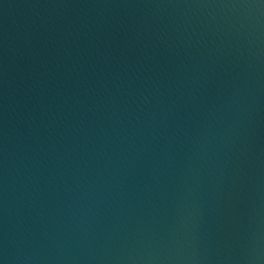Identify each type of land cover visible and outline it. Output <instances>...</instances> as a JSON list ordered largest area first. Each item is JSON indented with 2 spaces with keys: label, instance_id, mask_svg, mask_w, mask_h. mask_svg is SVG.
Wrapping results in <instances>:
<instances>
[{
  "label": "water",
  "instance_id": "water-1",
  "mask_svg": "<svg viewBox=\"0 0 264 264\" xmlns=\"http://www.w3.org/2000/svg\"><path fill=\"white\" fill-rule=\"evenodd\" d=\"M0 264H264V0H0Z\"/></svg>",
  "mask_w": 264,
  "mask_h": 264
}]
</instances>
